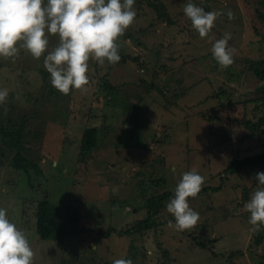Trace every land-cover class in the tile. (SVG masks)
Returning a JSON list of instances; mask_svg holds the SVG:
<instances>
[{"label":"rangeland","instance_id":"374dc122","mask_svg":"<svg viewBox=\"0 0 264 264\" xmlns=\"http://www.w3.org/2000/svg\"><path fill=\"white\" fill-rule=\"evenodd\" d=\"M257 1L191 0L206 12L225 13L202 39L183 13L189 0H135V20L116 41L120 61L90 59L89 83L68 95L52 87L43 55L34 59L21 49L16 58L0 57V88L9 89L0 123L14 134L0 131V208L29 236L34 264L264 261V227L250 230L244 208L264 164L226 170L235 158L264 149V127L246 125L261 113L256 98L264 85L250 67L264 58V40L252 29L254 21L262 26ZM225 32L233 63L221 68L211 47ZM48 40L51 51L59 37ZM85 124L96 127L93 146L81 144ZM17 152L38 169L15 168ZM187 171L204 177L198 195L188 198L200 215L194 228H175L166 210L170 194L152 218L155 227L117 232L145 217L149 200L173 192ZM45 197L63 216V240L42 239L34 227L35 204Z\"/></svg>","mask_w":264,"mask_h":264},{"label":"clouds","instance_id":"9594fccd","mask_svg":"<svg viewBox=\"0 0 264 264\" xmlns=\"http://www.w3.org/2000/svg\"><path fill=\"white\" fill-rule=\"evenodd\" d=\"M134 4L135 0H0V57L16 58L21 49L34 59L43 55V67L54 89L63 95L73 89L82 90L89 83L86 73L90 59L101 65L105 61L109 64L120 61L116 41L135 20ZM183 13L202 39L208 36L218 17L225 14L206 12L191 0L185 4ZM226 14L233 19L231 10ZM50 35H57L59 42L47 51ZM230 39L231 33L225 32L211 47V54L221 68L233 63ZM8 95L9 89L0 88V106L7 103ZM254 179L258 182L257 189L244 208L250 214V230L258 231L264 227V172L256 173ZM203 184L204 177L195 171L181 174L166 205L177 230H191L199 222L200 215L190 207L188 198H195ZM34 256L29 236L8 219L6 209L0 208V264H34ZM113 264H133V261L120 258Z\"/></svg>","mask_w":264,"mask_h":264},{"label":"trees","instance_id":"16d2710c","mask_svg":"<svg viewBox=\"0 0 264 264\" xmlns=\"http://www.w3.org/2000/svg\"><path fill=\"white\" fill-rule=\"evenodd\" d=\"M258 6L255 8V12L259 19V24H262L261 28L259 29L256 25L257 21H254V26L252 29L264 40V0H258L257 1ZM205 10V9H204ZM170 22L174 23L173 20L169 18ZM253 71L261 78L264 79V58L257 63H255L253 66H250ZM105 90L110 92L112 88L114 87L108 83V81H104ZM263 92L256 98L259 100L261 113L256 117L255 120L253 119H247L246 125L251 130H260L264 127V85L262 86ZM92 109L89 110L88 115L92 113ZM0 131L7 137L9 134L12 135L13 133L11 131L5 132L4 128H2V125L0 123ZM96 127L92 126H86L83 131L82 141L81 144L83 146H93L95 143V136H96ZM261 165L264 164V149L261 152L247 155L241 159L235 158L231 161V163L226 167L227 171L235 172L240 171L241 169H244L247 165ZM13 166L18 169H22L24 171L28 170L30 167H34L38 169V165L31 162L28 158L23 156L21 153L17 152L13 156ZM217 190L219 187H209L204 186V190ZM170 194L174 195V191H164L162 192L157 202L154 203L152 200H149L150 202V208L147 210L146 216L143 218L135 219L134 223L123 229L117 231L119 234H130V233H136V232H142L144 230L153 228L156 226V222L152 219L156 214H158L160 208L164 205V200L166 197H168ZM36 206V221H35V228L37 233L42 239H59L63 240V236L66 234L67 229H65V221L63 219V216L59 212V208L57 205H54L51 203L46 197L43 199H40L35 204ZM74 220L76 218L74 217ZM197 241V240H196ZM197 244L201 247H205L204 243L197 241ZM258 264H264L263 262H259Z\"/></svg>","mask_w":264,"mask_h":264}]
</instances>
